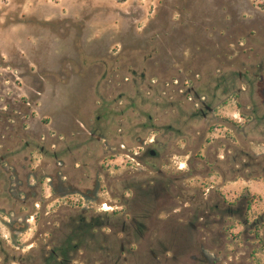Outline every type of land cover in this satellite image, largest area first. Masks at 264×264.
Wrapping results in <instances>:
<instances>
[{
	"label": "rangeland",
	"instance_id": "374dc122",
	"mask_svg": "<svg viewBox=\"0 0 264 264\" xmlns=\"http://www.w3.org/2000/svg\"><path fill=\"white\" fill-rule=\"evenodd\" d=\"M146 1L0 0V88L14 79L16 93L37 101L24 110L31 129L59 140L57 192L78 205L72 214L133 224L143 214L132 205L136 187L170 176L165 211L145 223L157 227L125 239L120 264L154 256L156 264H264V46L242 52L232 24L243 9L258 18L264 1L154 0L148 9ZM201 98L215 113L202 114ZM97 116L105 154V141L77 133ZM5 144L0 137V264H52L67 234L51 243L45 230L57 174L51 145L30 159L23 141ZM109 182L128 199L103 195ZM242 206L241 220L219 223L223 208ZM104 230L114 264L120 242ZM176 231L188 245L161 249ZM85 244L75 264L85 251L98 264V242Z\"/></svg>",
	"mask_w": 264,
	"mask_h": 264
},
{
	"label": "flooded vegetation",
	"instance_id": "af4514ba",
	"mask_svg": "<svg viewBox=\"0 0 264 264\" xmlns=\"http://www.w3.org/2000/svg\"><path fill=\"white\" fill-rule=\"evenodd\" d=\"M232 2L233 0H228ZM41 76V75H40ZM240 79L243 78L241 72L239 73ZM13 78V77H12ZM20 76L17 75L16 79H19ZM13 83H15L14 79H5V84L3 85V88L0 91L3 92L2 101H5L4 103V112H0V121L3 120L2 124H0V137H3L6 140L5 146H8L10 144L17 143L18 141L24 142V147L29 152L28 157L31 159L36 152H45L46 145H51V157L53 158V161H51L52 169L53 171H56V177H54V203L52 205V218L50 222H47L46 225H49V227H46L45 230H47L50 233V241L51 243L56 241L57 234L58 233H66L67 235L64 236L63 240L61 242H58L56 247L52 248V264H75L77 262V259L80 257L82 252L81 250L85 249L86 244L89 243V239L92 238L93 242H98V249H99V263L98 264H106V252H107V233L104 230V228H108L111 233V238L114 242L119 241L120 242V250L115 249L114 257L116 262L114 264H120L119 261H121V255L124 254V241L129 238H132L137 232L143 233L144 230H147L148 232L151 230H154V228L157 227V225L152 224H145L146 221L152 220L154 218L155 214L157 212H163L165 211V205L168 201L170 194V185H171V178L165 173H159L156 178L149 179L146 181H143L139 186L136 187V194L133 198L132 205L140 209L143 214L140 216L139 219L133 218V224L126 225L125 223L122 224V222H117L116 224L112 225H106L101 222L96 223V220L94 218L88 219L85 214H72L76 211L78 208V205H74L72 202H70V199L67 198V196H59L58 195V173H59V159H60V152H59V140L57 137H55V134L51 135H38L33 129L30 128V125L33 122L32 114H30L28 111L26 112L24 108L30 109L34 105H37V101H34L30 98V96L27 94L26 90L23 89L21 91H15V88L13 86ZM4 93H7L6 95ZM37 95H41V91L37 90ZM201 104L203 105L200 108V111L204 116H206L207 111L215 113V108L209 106L206 104L204 99L201 98ZM15 113H18V115H15ZM21 118V119H20ZM95 121H91L88 124L81 123L80 130L77 131L79 136H83L86 133H89L90 136L105 141L104 143V154L106 153V149L108 148V141L106 139V135H97V123L101 122V117L97 116ZM105 122V121H104ZM29 125V126H28ZM25 131L22 134V131ZM110 130V129H109ZM111 132V131H110ZM120 132V131H119ZM27 138H30L28 140ZM13 141V143H12ZM154 142V140H152ZM110 147V146H109ZM48 152V151H47ZM152 154H154V151H151ZM47 154V153H46ZM21 181V179H20ZM70 184V183H69ZM75 184L76 189L81 190L83 189V185L80 183V181L73 183ZM110 185V186H109ZM109 185L105 184L102 188L103 195L106 192H109L108 188L112 187V184L109 182ZM131 188V187H130ZM83 192V190H81ZM76 193H81L79 191H76ZM109 194L113 195L115 198H118L119 200H122V198L128 199L129 195L123 194V192L120 190V188H116L114 192H109ZM81 198H83L81 196ZM61 201V202H60ZM104 206H107L106 202L101 203L102 211L105 213L108 212L107 209L103 208ZM114 210V209H113ZM116 212V210H114ZM113 212V213H114ZM64 213V214H63ZM245 210L243 206L241 208H238L236 210L232 208H223L221 211V216L223 219L219 221V223H224V218L227 216L228 218H237L241 220L242 217H244ZM263 221L262 216H259L257 220L253 222V225L256 226L258 223ZM211 222V221H210ZM208 219L205 222V226L210 223ZM242 222L244 224L246 223V219H242ZM264 223V221H263ZM45 225L41 222V228H43ZM193 226V224L191 225ZM224 236V230L220 231L218 233L217 239L223 238ZM55 240V241H54ZM167 243L171 247L178 246V248H184L188 245V241L186 239V236H184L182 233H179L176 231V233L171 234L168 236V242L167 240L164 242H159V247L161 249L166 248ZM55 245V244H54ZM168 247V246H167ZM86 252V256L83 257V263L81 264H91L89 259V253ZM120 255V256H118ZM125 261L128 260L127 257L124 258ZM159 260L158 257L154 256L151 258V263L149 264H156Z\"/></svg>",
	"mask_w": 264,
	"mask_h": 264
},
{
	"label": "crops",
	"instance_id": "0c3cea01",
	"mask_svg": "<svg viewBox=\"0 0 264 264\" xmlns=\"http://www.w3.org/2000/svg\"><path fill=\"white\" fill-rule=\"evenodd\" d=\"M151 4L154 5L155 1H146L145 5L147 9L152 8ZM254 8V12L256 11V14L259 16L258 18L255 19V16L253 15L255 13H251L247 9H243V11H241L242 14L239 17V20L235 21V19H233V32L239 34L238 39H241V46L239 47H242V52H256L260 47L264 46V10L258 9L257 6ZM21 53L22 56L28 55V52ZM36 53L41 54L42 52Z\"/></svg>",
	"mask_w": 264,
	"mask_h": 264
},
{
	"label": "trees",
	"instance_id": "16d2710c",
	"mask_svg": "<svg viewBox=\"0 0 264 264\" xmlns=\"http://www.w3.org/2000/svg\"><path fill=\"white\" fill-rule=\"evenodd\" d=\"M249 203H251V200L249 201ZM257 228L259 229L260 227L259 226H257ZM258 235H259V232H256Z\"/></svg>",
	"mask_w": 264,
	"mask_h": 264
}]
</instances>
